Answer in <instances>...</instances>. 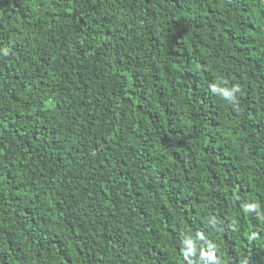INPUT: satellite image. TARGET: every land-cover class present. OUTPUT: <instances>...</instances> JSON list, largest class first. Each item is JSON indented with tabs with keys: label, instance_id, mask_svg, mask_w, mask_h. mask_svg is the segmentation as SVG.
I'll list each match as a JSON object with an SVG mask.
<instances>
[{
	"label": "trees",
	"instance_id": "1",
	"mask_svg": "<svg viewBox=\"0 0 264 264\" xmlns=\"http://www.w3.org/2000/svg\"><path fill=\"white\" fill-rule=\"evenodd\" d=\"M0 264H264V0H0Z\"/></svg>",
	"mask_w": 264,
	"mask_h": 264
},
{
	"label": "clouds",
	"instance_id": "2",
	"mask_svg": "<svg viewBox=\"0 0 264 264\" xmlns=\"http://www.w3.org/2000/svg\"><path fill=\"white\" fill-rule=\"evenodd\" d=\"M213 88H215V87H213ZM236 90L239 91V87L238 86L236 87Z\"/></svg>",
	"mask_w": 264,
	"mask_h": 264
}]
</instances>
